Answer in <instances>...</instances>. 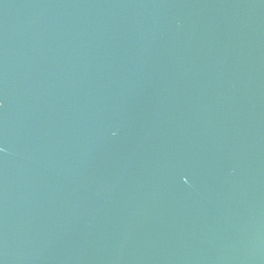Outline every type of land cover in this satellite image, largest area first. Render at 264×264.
<instances>
[{
    "label": "water",
    "instance_id": "95a60500",
    "mask_svg": "<svg viewBox=\"0 0 264 264\" xmlns=\"http://www.w3.org/2000/svg\"><path fill=\"white\" fill-rule=\"evenodd\" d=\"M0 264H264V0H0Z\"/></svg>",
    "mask_w": 264,
    "mask_h": 264
}]
</instances>
